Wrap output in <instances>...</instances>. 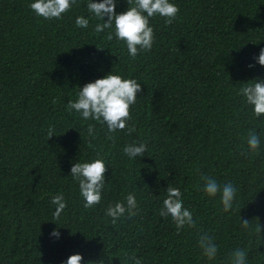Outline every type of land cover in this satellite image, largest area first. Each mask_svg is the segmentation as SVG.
<instances>
[{
    "label": "trees",
    "instance_id": "trees-1",
    "mask_svg": "<svg viewBox=\"0 0 264 264\" xmlns=\"http://www.w3.org/2000/svg\"><path fill=\"white\" fill-rule=\"evenodd\" d=\"M32 2L0 0V264H65L74 254L81 264H134L132 257L141 264H233L238 250L245 264H264V115L256 118L240 92L264 80L256 59L264 49V0H170L176 18H149L152 49L134 59L123 42L107 39L114 29L95 32L103 21L88 11V0L51 20L38 17ZM131 6L116 0L115 11ZM80 16L87 28L77 27ZM111 73L142 86L114 139L105 124L66 108L84 85ZM252 132L256 150L248 147ZM133 142L146 144L143 156L123 152ZM96 159L106 165L105 185L100 203L85 208L70 170ZM204 177L221 192L207 196ZM227 183L235 198L225 212ZM168 187L180 190L194 228L177 230L170 216H160ZM128 194L137 214L126 211L113 223L107 207L126 206ZM57 195L67 205L58 219L51 203ZM205 233L218 248L211 260L199 246Z\"/></svg>",
    "mask_w": 264,
    "mask_h": 264
},
{
    "label": "clouds",
    "instance_id": "clouds-1",
    "mask_svg": "<svg viewBox=\"0 0 264 264\" xmlns=\"http://www.w3.org/2000/svg\"><path fill=\"white\" fill-rule=\"evenodd\" d=\"M77 0H34L29 4V8L38 16L45 19H61L62 14L70 10ZM129 5L126 12L117 14L115 11L116 0H102L94 3L88 0L87 8L94 17L103 21L95 26L96 33H102L105 29H114L109 32L107 39L115 37L123 42L128 50V54L133 59L139 52L150 51L154 43L153 28L149 26V18L159 15L165 18V22L170 24L178 13L176 5L170 0H127ZM146 14V15H145ZM107 17V20H105ZM89 20L83 16L77 17L76 25L80 28H87ZM257 62L264 66V49H261ZM253 65H249L252 67ZM142 91V86L135 79H123L119 75L109 74L104 78L87 83L77 93L76 101H69L66 108L71 114L72 111L79 113L84 120H94L105 124L108 128V139H114L110 134L126 128V122L131 119L130 106L136 103L137 95ZM246 98L247 104L253 106V115L256 118L264 115V80L254 84H246L240 89ZM55 102V101H54ZM135 126L128 127V134L135 132ZM88 134L94 136V126L89 124ZM53 130L49 129L48 136L52 137ZM260 144L255 132L250 133L248 147L251 150L258 149ZM147 151L146 144L137 145L133 142L124 147L123 152L129 158L143 156ZM71 176L79 182L80 194L84 198V207L92 208L101 201V192L105 185V163L96 159L92 162H77L71 167ZM205 184L203 191L207 196H215L221 192V187L215 179L204 177ZM167 198L163 201L160 209V216L171 217L176 224L177 230L187 225L189 228L195 227L192 213L184 208L181 192L178 188L168 187L166 190ZM235 198V188L231 183L223 186L221 203L225 212L233 207ZM51 203L56 205L54 218L58 219L62 211L66 208V202L62 195L52 198ZM137 201L134 194L126 196V206L117 202L114 206L109 205L106 215L112 218L115 223L127 211L129 217L136 215ZM242 227L249 226L248 220L241 222ZM257 231H261L260 225ZM51 235L59 237V232L54 230ZM199 246L203 250V255L209 260L214 259L218 248L212 239L205 233L199 240ZM233 264H245L246 254L244 251L233 253ZM134 264H141L135 257ZM82 256L79 254L71 255L65 264H81Z\"/></svg>",
    "mask_w": 264,
    "mask_h": 264
}]
</instances>
